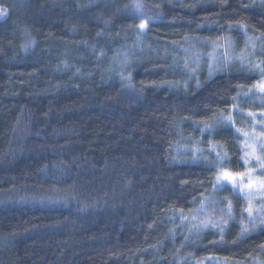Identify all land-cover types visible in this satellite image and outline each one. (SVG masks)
<instances>
[{
	"label": "trees",
	"instance_id": "1",
	"mask_svg": "<svg viewBox=\"0 0 264 264\" xmlns=\"http://www.w3.org/2000/svg\"><path fill=\"white\" fill-rule=\"evenodd\" d=\"M261 83L264 0H0V264H264Z\"/></svg>",
	"mask_w": 264,
	"mask_h": 264
},
{
	"label": "rangeland",
	"instance_id": "2",
	"mask_svg": "<svg viewBox=\"0 0 264 264\" xmlns=\"http://www.w3.org/2000/svg\"><path fill=\"white\" fill-rule=\"evenodd\" d=\"M216 48L217 47L213 46V48L204 55L195 53L191 58L192 62L197 65L205 63L208 64L209 67H215L220 62V59L216 57ZM256 89L258 92L264 93V83L258 84ZM223 173L224 172H221L218 175L219 181L236 188L239 193L248 198L251 206V214L258 212L260 206H258L257 203L261 200V197H264V186H262L264 182L258 179L252 171H247L244 174L230 173L236 177L234 181L226 180ZM210 219L208 215L190 217L186 220V224L188 225L187 229L197 230L198 228L208 227L209 224H211Z\"/></svg>",
	"mask_w": 264,
	"mask_h": 264
},
{
	"label": "snow or ice",
	"instance_id": "3",
	"mask_svg": "<svg viewBox=\"0 0 264 264\" xmlns=\"http://www.w3.org/2000/svg\"><path fill=\"white\" fill-rule=\"evenodd\" d=\"M137 7H139V5H137ZM140 27L143 28L144 25L141 24ZM223 176H224V178H225L226 180H230V181H234V180L236 179L235 176H233L232 174H230V173H228V172H226V171L223 173ZM217 179L219 180V177H218ZM249 186H250V185H249ZM262 186H264V185H262ZM214 226H215V225H214Z\"/></svg>",
	"mask_w": 264,
	"mask_h": 264
}]
</instances>
